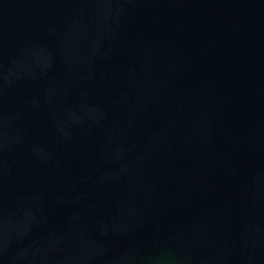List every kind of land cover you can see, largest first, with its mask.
<instances>
[{"label":"water","instance_id":"water-1","mask_svg":"<svg viewBox=\"0 0 264 264\" xmlns=\"http://www.w3.org/2000/svg\"><path fill=\"white\" fill-rule=\"evenodd\" d=\"M0 264H264V0H0Z\"/></svg>","mask_w":264,"mask_h":264}]
</instances>
